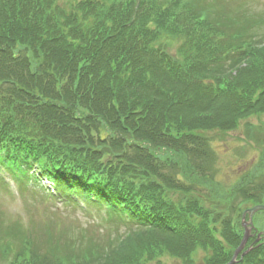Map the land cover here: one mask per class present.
Wrapping results in <instances>:
<instances>
[{
    "label": "trees",
    "instance_id": "1",
    "mask_svg": "<svg viewBox=\"0 0 264 264\" xmlns=\"http://www.w3.org/2000/svg\"><path fill=\"white\" fill-rule=\"evenodd\" d=\"M57 1L0 0V165L21 172L38 163L62 194L90 192L96 205L107 195L111 213L132 208L152 228L83 263L60 258L49 233L45 246L13 225L0 233V264L14 243L10 264L188 261L197 248L209 252L204 264L228 263L241 239L237 222L222 221L216 240L187 183L213 171L206 131L226 134L264 114V20L224 0H190V16L171 0H81L73 9L72 0ZM227 18L236 30L222 27ZM175 39L186 42L180 59L153 46ZM263 184L250 200L264 203ZM240 264H264V247Z\"/></svg>",
    "mask_w": 264,
    "mask_h": 264
},
{
    "label": "rangeland",
    "instance_id": "2",
    "mask_svg": "<svg viewBox=\"0 0 264 264\" xmlns=\"http://www.w3.org/2000/svg\"><path fill=\"white\" fill-rule=\"evenodd\" d=\"M181 1L185 6L191 3L190 0ZM224 1L231 6L229 10L241 6L246 14H253L259 18H262L264 14V0ZM64 2L65 0H58L57 4L63 5ZM79 2L81 0H72L68 9H73ZM182 8L185 11V16L193 14L189 13L186 7L183 6ZM196 16L198 15L196 14ZM196 21H199L198 18ZM259 35H261L258 38L259 40L264 38V28L259 32ZM257 40H251L255 42V46L258 43ZM162 44L165 45L164 56L175 58L178 55V49L184 46L186 42L175 39L174 42L160 41L153 44V46L159 48ZM190 51L193 52L192 49ZM203 138L206 141L209 139L211 146H213V171L207 169L200 175L192 173L190 176L191 178L196 177L195 180L188 178L185 181H193L188 182L187 185L192 187L193 197L199 200L201 215L205 214L208 217L212 235L216 240L222 242L220 237L222 221L229 220L231 224L236 222L239 224L238 219L240 220L241 214L255 203L250 200V194L246 190L258 189L264 183V114L252 115L244 120H239L237 126L226 134H221L218 130L211 133L206 131ZM188 157L184 160L186 161ZM190 159L192 162L196 161L193 158ZM172 160L176 162V159L172 158ZM206 164H209V161ZM5 174L4 171L3 177H6ZM6 180L8 183L13 181L7 177ZM250 182L252 183L248 185ZM11 188L4 189L6 190L5 193L9 194L1 195L0 193V233L7 229L1 226L3 221L19 218L23 216L24 211L27 213V218L30 219L29 231L27 232L33 240L34 238L44 240L43 245L46 243L45 246H47L49 242L45 238L49 233L53 242L59 244V246L56 244L58 247L55 248V250L60 248L59 251L63 250L64 247L62 246H66L68 242H78L82 236L89 237L90 242H94L95 237L103 234L101 233L102 227L107 224L110 228L108 232L113 235L124 230L122 227L119 229L113 223H103L100 218L98 221V215L94 211L85 213L75 210L73 207L62 205L59 200H47L43 188L44 193H42V196L38 190L33 191L24 188L20 193L21 198H16L13 187L11 186ZM1 189L0 187L2 192ZM242 190H245L248 202L243 204L239 210H236L237 202L243 195ZM168 198L176 204L181 200L177 193L169 195ZM234 213L237 216L232 220L231 217H234ZM262 214L257 213L255 218L253 217L255 228L259 232H264V215ZM17 220L23 221L21 219ZM58 228H60V231H58ZM63 230L66 236L62 234ZM248 230L252 231L251 229ZM46 251H50V249H45L41 254H45ZM205 257H209V252L197 248L192 252L187 262L184 259L182 260L181 257L163 255L152 262L146 261L145 264H204Z\"/></svg>",
    "mask_w": 264,
    "mask_h": 264
},
{
    "label": "water",
    "instance_id": "3",
    "mask_svg": "<svg viewBox=\"0 0 264 264\" xmlns=\"http://www.w3.org/2000/svg\"><path fill=\"white\" fill-rule=\"evenodd\" d=\"M259 211H264V206H263V205L255 206V207H253V208H251V209L245 211V213H244L243 216H242V219H243V220H244L245 215L248 216V223H245V224H246V225H249V226H252V222H251L252 216H253L255 213L259 212ZM245 224H244V225H245ZM248 234H249V230L246 229V230H245V234H244V236H243V240H242L240 246H239L238 249L235 251V253H234V255H233L231 261H230L228 264H235V262H236V258H237V255H238V253L243 249L244 244H245V242H246V239H247V237H248ZM261 235H264V233L259 234L258 237H260Z\"/></svg>",
    "mask_w": 264,
    "mask_h": 264
}]
</instances>
